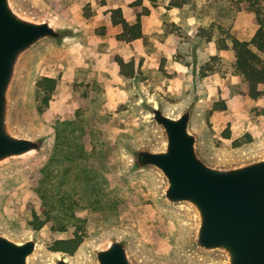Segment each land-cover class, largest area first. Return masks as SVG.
I'll use <instances>...</instances> for the list:
<instances>
[{"label":"rangeland","instance_id":"374dc122","mask_svg":"<svg viewBox=\"0 0 264 264\" xmlns=\"http://www.w3.org/2000/svg\"><path fill=\"white\" fill-rule=\"evenodd\" d=\"M136 1L120 0L128 21L144 7L151 13L142 18L144 37L126 42L109 14L115 0H17L66 32L26 58L14 95L16 130L43 138L44 148L0 168V233L36 238L31 264L62 256L68 264H96V250L115 238L128 243L138 264H224L197 250L194 212L167 203L162 176L137 168L134 153L164 146L148 104L170 115L194 104L192 127L206 161L228 166L264 156V97L249 96L230 47L232 38L251 40L259 26L253 11L229 0ZM116 56L135 63V77L120 74ZM44 76L58 81L48 106L37 90ZM222 101L227 109L213 111ZM34 214L50 223L35 231ZM77 231L85 240L74 255L50 250Z\"/></svg>","mask_w":264,"mask_h":264},{"label":"water","instance_id":"95a60500","mask_svg":"<svg viewBox=\"0 0 264 264\" xmlns=\"http://www.w3.org/2000/svg\"><path fill=\"white\" fill-rule=\"evenodd\" d=\"M66 32L49 19L27 13L17 0H0V168L42 152L45 140L19 133L14 124V95L26 58ZM154 123L162 128L161 149L140 147L135 166L156 170L165 182L170 205L189 207L196 216L193 242L203 254H216L224 264H264V156L243 163L217 166L200 153L193 130L195 105L178 115L148 104ZM38 240L18 241L0 233V264H31ZM96 264H138L128 243L112 239L95 252ZM55 264H68L65 256Z\"/></svg>","mask_w":264,"mask_h":264},{"label":"trees","instance_id":"16d2710c","mask_svg":"<svg viewBox=\"0 0 264 264\" xmlns=\"http://www.w3.org/2000/svg\"><path fill=\"white\" fill-rule=\"evenodd\" d=\"M153 6H156L158 0H148ZM238 10H251L254 12L255 21L259 28L251 40L242 41L232 38L231 49L235 54V69L242 76L248 85V94L253 99L264 97V5L261 0H229ZM134 5L142 6L143 0H137ZM173 5L180 7L182 3H174ZM151 10L144 7L135 22H129L123 13L122 8L111 11L112 23L114 26H121L122 33L119 38L126 42H132L144 37L142 18L150 15ZM115 62L120 66V74L128 79L135 77V63L126 62L123 58L116 56ZM58 81L54 77L44 76L37 82V90L43 96V104L48 106L52 100V95L57 89ZM227 104L216 102L212 106L213 111H225ZM229 130V129H228ZM227 138L230 137L229 131L226 132ZM239 146V142H235ZM49 216V215H48ZM50 219H43L40 215L34 214L30 221V226L35 231L43 229ZM66 231V225L58 229ZM85 238L79 231L75 232L72 238L58 239L54 241L50 250L57 253L74 255L82 246Z\"/></svg>","mask_w":264,"mask_h":264},{"label":"crops","instance_id":"0c3cea01","mask_svg":"<svg viewBox=\"0 0 264 264\" xmlns=\"http://www.w3.org/2000/svg\"><path fill=\"white\" fill-rule=\"evenodd\" d=\"M116 1V4H114V7L113 9H117V8H122V10H124V14L126 15L125 18L128 20V16H127V13H126V9H125V6L122 2H120V0H115ZM108 3H110V0H107ZM143 4H146V1L143 0ZM105 7V6H104ZM105 10H107V8H105ZM111 11V10H110ZM110 16L112 15L111 12H109ZM130 22V21H129ZM113 25V23H112ZM114 26V25H113Z\"/></svg>","mask_w":264,"mask_h":264}]
</instances>
